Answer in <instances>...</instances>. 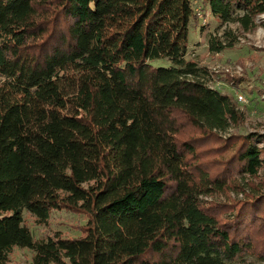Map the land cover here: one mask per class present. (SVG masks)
I'll list each match as a JSON object with an SVG mask.
<instances>
[{
  "label": "trees",
  "instance_id": "1",
  "mask_svg": "<svg viewBox=\"0 0 264 264\" xmlns=\"http://www.w3.org/2000/svg\"><path fill=\"white\" fill-rule=\"evenodd\" d=\"M205 2L246 32L264 14V0ZM191 18L192 0H0V264L17 246L32 264L264 260V133L240 132L235 96L186 58ZM236 41L224 29L209 49ZM245 184L244 199L202 200ZM64 208L87 215L79 235L25 222Z\"/></svg>",
  "mask_w": 264,
  "mask_h": 264
},
{
  "label": "rangeland",
  "instance_id": "2",
  "mask_svg": "<svg viewBox=\"0 0 264 264\" xmlns=\"http://www.w3.org/2000/svg\"><path fill=\"white\" fill-rule=\"evenodd\" d=\"M192 1L198 18H191L190 20L189 47L186 58L193 57L201 65L207 66L215 73L214 78L210 79L209 82L221 91L232 93L235 96L238 105L246 112L245 123L238 127L240 132L264 133V14L257 17V26L246 32L238 29L236 22L221 24L205 0ZM224 29L231 30L237 35L235 46L219 52H211L208 42L210 34L222 33ZM152 62L155 65L166 66L173 63L168 57L156 58ZM223 70L245 78L238 86H234L224 79ZM239 94H242L244 98L240 99ZM233 130L230 128L221 134L226 136ZM208 145L211 146V142ZM223 153L226 154V152ZM211 155L207 156L210 163L208 165L218 171L220 164ZM243 186L244 190L242 191L240 188L239 190L227 188L226 191L219 190L208 195L202 194V200L212 204L244 199L248 196L250 188L246 184ZM24 218L35 237H41L45 232L56 229L64 231L67 235H79L81 232L80 225L87 222V215L84 212L66 208L54 210L45 223L37 222L35 216L26 209L24 210ZM33 253L31 248L17 246L6 264H32ZM245 260L247 262L244 264H264V260L252 255H247Z\"/></svg>",
  "mask_w": 264,
  "mask_h": 264
},
{
  "label": "built area",
  "instance_id": "3",
  "mask_svg": "<svg viewBox=\"0 0 264 264\" xmlns=\"http://www.w3.org/2000/svg\"><path fill=\"white\" fill-rule=\"evenodd\" d=\"M198 13L200 14L201 12L199 11ZM205 20H207V18H205ZM227 70H229V69L227 68ZM239 96H240V99L244 98L242 94H239Z\"/></svg>",
  "mask_w": 264,
  "mask_h": 264
}]
</instances>
